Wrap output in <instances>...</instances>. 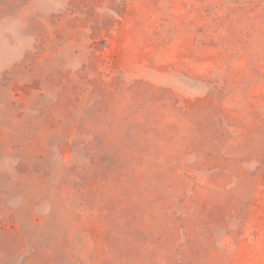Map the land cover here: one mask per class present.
<instances>
[{"label": "rangeland", "instance_id": "obj_1", "mask_svg": "<svg viewBox=\"0 0 264 264\" xmlns=\"http://www.w3.org/2000/svg\"><path fill=\"white\" fill-rule=\"evenodd\" d=\"M110 1L87 0V4L96 3L90 7L77 0H0V264L65 263L71 255L90 256L92 264H102L108 257L120 259L121 264H264V181L258 184L254 176H239L237 164L232 165L230 176L220 175L223 182H232L231 190L218 187L207 173H201L198 178L202 183L193 192L179 185L171 189L162 185L154 192L153 160L122 150L106 160L110 171L98 168V157V166L89 164L90 157L77 148L69 158L55 150L49 161L54 170L43 187L39 175L27 167V160L32 163L34 159H30L21 135L28 126L32 130L40 127V119L32 110L24 111L13 103L12 94L2 85L6 83L3 77L14 75L35 46H44L41 35L49 32L54 35L48 42L52 56L42 64L44 76L59 75L58 67L79 70L84 57L74 53L66 32L62 37L55 34L58 23L54 19L65 13L84 22L96 20L99 13L116 15L122 2L129 0ZM247 1L253 3L247 5ZM134 10L138 25L128 20L125 29H116L99 43L107 49L106 64L110 65L112 58L117 60L119 70L112 73L107 69L109 78L118 83L126 76L138 78L188 97L216 92L213 100L207 97L202 102L197 113L208 120L207 131H224L218 117L210 118L215 110H222L220 98L223 105L231 107V115L240 118L235 120L239 124L236 129L243 130L246 123L252 130L247 148L264 150L257 125L264 119V75L254 74L250 63L264 52V0H135ZM207 28L217 31L204 40ZM86 30L92 32L90 24ZM260 68L264 70V62ZM251 78L256 108L246 103L247 95L239 84ZM160 106L167 121L186 124L171 103L154 100L149 107L158 112ZM261 132L264 135V127ZM179 144L173 143L174 148ZM244 144L236 146V152L243 154ZM260 165V160L254 159L248 170L256 174ZM69 166L76 168L75 175L95 178L103 185L101 190H72L63 182ZM164 182L167 179L163 177L160 183ZM145 192H153L155 200L149 203ZM165 208L177 211L181 218L167 215ZM132 215L143 217L151 233L160 238L149 251L142 247L151 238L138 237L136 230L141 219L124 224ZM34 217L39 218L41 227ZM93 222L114 228L108 240L110 251L102 250L101 235L97 237L99 247L90 249L84 227ZM178 224L183 226L179 232Z\"/></svg>", "mask_w": 264, "mask_h": 264}, {"label": "trees", "instance_id": "obj_2", "mask_svg": "<svg viewBox=\"0 0 264 264\" xmlns=\"http://www.w3.org/2000/svg\"><path fill=\"white\" fill-rule=\"evenodd\" d=\"M77 1L90 7L96 5L95 2L87 4L90 3L87 0ZM134 2L135 0L123 1L122 9L116 15L99 13L96 20L84 18L87 20L84 22L83 19L71 13L61 14L54 19L58 23L55 34L62 37L66 32L69 43L73 44L74 53L84 57L82 67L77 69L78 71L58 67V71H55L59 75L44 76L42 64L52 56V52L48 53V42L54 35L49 32L41 35L45 40L44 46H35L34 50L26 55L27 59L18 64L14 75L3 77L2 82L6 83L2 85L12 94L13 103L21 105L24 111L26 108L32 110L40 119V127L32 130L33 128L28 126L21 135L22 142L25 141L23 145H27L29 150L30 159H34L32 163L27 160V167L39 175L43 187L54 170L49 166V161L55 150L63 158H69L71 154H76L77 148L79 152L88 155L89 164L95 166H98L96 163L98 157L100 161L98 168L102 171H110L111 165L106 160L110 155L115 157L116 153L122 150L127 155L137 153L142 160L149 162L153 160L154 165L151 164L156 166L151 173L154 177V192L160 187L171 189L175 188V185L181 186L184 191L193 192V188L202 183L198 178V174L201 173H207L218 187L222 185L226 190H231L232 182H223L220 180V175L230 176L233 164H237L239 176L249 174L254 176L258 184L262 183L264 181V159H262L264 150L260 147H253L252 150L247 148L253 132L246 123L242 124L243 130L236 129L239 124L235 120L239 121L240 118L231 115V107L228 104L223 105L219 98L220 106H223L222 110H215L210 115V118L218 117L224 124L222 125L224 131L217 134L208 132V120L197 116L202 102L207 97L208 101L213 100L217 95L216 92H210L211 94L206 97H188L176 93L169 87L131 78L126 74L125 80L119 83L115 82L116 79L109 78L107 69L110 68L112 73L116 69L119 70L117 60L112 58L110 65L106 64L107 49L99 43L105 35L111 37L116 29H125L128 20L134 21L135 25L139 24V19L135 15ZM251 3L253 2H246L247 5ZM255 4L258 5L259 2ZM106 6L110 7L108 4ZM88 24L92 28L90 33L86 30ZM115 26L120 27L114 28ZM216 31L205 29L203 39L206 40L209 34H216ZM263 62L264 52L250 61L253 73L260 78L264 75V70L260 68ZM252 79L250 82L244 81L245 85L240 82L239 84L247 95L246 103L251 108H256L253 103V101L256 102L255 96L251 93ZM230 80L233 81V76ZM225 84L226 79L220 86L223 88ZM154 100L159 104L171 103L186 124L181 125L179 121H167V114L162 112L161 106L158 112L150 110L149 106ZM263 123L262 118L257 124L260 128L259 143L262 145L264 144V135L261 132ZM238 137L243 139L241 143L235 141ZM177 142L180 144L174 148L173 143L177 144ZM242 144H244L243 154L236 152V146ZM138 146L142 149L137 148ZM133 147L136 148L134 151H132ZM254 159L261 162V168L256 174L248 170V163ZM121 161H124V158ZM82 168L84 169V166ZM75 171L74 166H69L64 171L63 177V182L72 187L71 189L75 192L81 193L83 190L98 192L103 187L95 178L75 175ZM163 177L167 179V182L161 184L160 179ZM62 185H58L56 189ZM40 187L39 183L37 188ZM145 195L149 203L156 198L153 192H145ZM164 211L167 215L181 218L180 215L177 216L175 210L165 208ZM115 215L119 216L118 212ZM132 220L137 222L140 220V224L136 227L138 237L151 238V241L148 244L145 242L142 247L149 251L160 241V238L151 233L143 217L135 218V215H132L124 220V224L130 225ZM34 223L41 227L39 218L34 217ZM182 228V224L176 226L178 232ZM113 229L105 228L96 222L86 225L84 230L88 234L90 249L99 247L97 237L101 235L102 250L110 251L112 246L108 240ZM124 232L125 230L121 234ZM123 260L127 261L126 257ZM122 262L120 259L112 260L108 257L102 264H121ZM65 263L92 264V259L87 255L83 258L81 256L75 258V255H71L66 258ZM65 263L50 260L47 264Z\"/></svg>", "mask_w": 264, "mask_h": 264}]
</instances>
